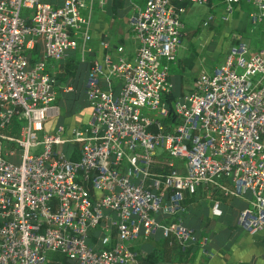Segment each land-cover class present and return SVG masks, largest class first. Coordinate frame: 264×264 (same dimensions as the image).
Listing matches in <instances>:
<instances>
[{
    "label": "built area",
    "instance_id": "1",
    "mask_svg": "<svg viewBox=\"0 0 264 264\" xmlns=\"http://www.w3.org/2000/svg\"><path fill=\"white\" fill-rule=\"evenodd\" d=\"M106 1L0 0V129L13 118L21 122L17 137L0 135V148L5 141L19 152L18 164L0 153V264H44L48 253L72 264H138L126 244L156 231L181 250L197 243L210 257L208 240H196L181 222L183 192L200 186L233 198L249 194L237 225L249 234L264 230V50L249 55L243 43L230 47L219 67L197 76L192 92L170 99L168 65L183 28L175 3L210 0H145L128 20L134 56L111 64L105 57L89 68L87 123L69 137L60 127L43 132L53 109L46 64L70 51L81 58L91 52L92 12ZM217 1L223 21L241 1L251 6V24L264 20V0ZM38 44L42 57L31 61ZM65 143L79 145L77 161L57 151ZM210 211L220 214L216 204ZM157 215L173 221L160 224ZM110 227L112 244L87 245L95 228L109 242Z\"/></svg>",
    "mask_w": 264,
    "mask_h": 264
},
{
    "label": "crops",
    "instance_id": "2",
    "mask_svg": "<svg viewBox=\"0 0 264 264\" xmlns=\"http://www.w3.org/2000/svg\"><path fill=\"white\" fill-rule=\"evenodd\" d=\"M57 3L59 4L61 1L52 2V4ZM210 4L211 0L205 5L211 7ZM191 5L193 4L188 2L175 3V6L183 9V13L180 16L181 23H183L182 15L185 9ZM110 6L111 0H107L103 11H98L99 14L95 17L96 19L92 20L91 18V39L88 42V47L91 48L90 53L84 54L82 58L79 56V60H77L74 55L71 56L72 51H70L59 62H47L46 71L53 80V101L51 103L53 109L43 124L44 133H53L60 127L62 128V134L65 137H69V132L72 128L82 127L87 123L90 109L85 101L83 90L87 73L93 61L100 63L107 57L111 64L119 58L129 60L134 56L136 42L132 38L128 27L126 29V32L127 30L128 32L121 35L119 28L117 29V27L105 22V17L113 13ZM239 8L240 6H237L235 9L239 10ZM222 16L223 12L220 17L221 22L227 23L229 16L226 18V22L222 20ZM211 21L212 17H207L204 24H209ZM184 29L183 27L181 38L189 36V41H192L195 38L194 31L185 33ZM209 38L211 37L206 36V39L201 38L198 41L199 46L196 45V49L191 46H184L181 42L179 43L175 61L172 64V71L168 73V81L171 85L170 99L193 91L195 79L199 74L204 73L196 71L198 69L197 66L200 65V60L201 62L204 60L202 59L203 57H199V54L205 49L204 43H208ZM194 49L197 53L196 57ZM30 53L31 61L40 59L42 57L41 46L38 44ZM66 64L67 67L65 66ZM80 68L82 75H79ZM114 86L117 88L116 83H114ZM74 88L80 91L79 94H81L87 105L85 108L88 110L87 120L83 125H79L83 120L81 115L70 114V109L73 105H70L71 100L68 98V95L75 92ZM20 124L21 122L16 118L11 119L5 127L0 129V135L17 137ZM11 145L2 141L0 148L1 156L9 161L15 156V150ZM65 146L66 149L63 152V147ZM57 148L67 159L71 161L78 160V144L65 143ZM8 151L13 152V155H8ZM182 197V206L185 210L181 220L183 227L191 230L196 240L206 238L208 243L205 249L212 256L206 257L202 255L197 243L190 244L187 248L181 250L177 241L172 236L163 237L160 231H156L145 240L138 238L126 244L130 251L136 253L138 264H264V230L249 234L243 231L236 221L239 212L248 207L249 194H245L241 199L233 198L223 196L215 187L209 186L205 188L200 186L196 188L193 194L183 192ZM213 204H216L217 209L220 211L218 216L211 214L210 210ZM155 220L160 224L167 225L173 221V218L157 215L155 216ZM106 236L98 228L92 233L93 242L87 240V245L92 249H100L107 244H112L116 239L115 230L110 227L109 242L103 244L102 240ZM55 254L51 253L48 259H45L44 264L46 262L47 264H59V257Z\"/></svg>",
    "mask_w": 264,
    "mask_h": 264
},
{
    "label": "rangeland",
    "instance_id": "3",
    "mask_svg": "<svg viewBox=\"0 0 264 264\" xmlns=\"http://www.w3.org/2000/svg\"><path fill=\"white\" fill-rule=\"evenodd\" d=\"M43 3L52 4L53 1L61 0H41ZM144 6L143 0H124L119 3L115 8V12L108 14L109 17H105V22L109 25H113L119 28L120 34H126V29L128 27V20L132 14L136 12L137 9H141ZM211 7L208 5H197L193 4L189 8L185 9L184 14L182 15L183 27L185 28V33L194 31L195 38L192 41H189V36L182 37L180 42L184 46H191L196 49L198 41L201 38L206 39V36H210L209 42L204 43L205 49L200 52L199 57L204 59L202 62L200 60V65L197 66L196 72H204L206 74H211V72L221 65L224 60L227 50L232 46H237L238 43H243L248 50V54L252 55L258 51L264 50V20L257 24H251L247 19V15L251 12V6L241 1L238 6L239 10L235 8L237 5L232 6V14L229 16L227 23H223L220 20L221 14L223 12L224 5L219 3L217 0H211ZM104 8H101L103 11ZM99 9L94 8L92 12V20L96 19L98 16ZM238 11V12H237ZM107 12V9H106ZM234 12V13H233ZM20 14L23 17L29 18L31 16V11L21 9ZM112 17V18H110ZM212 17V21L209 24H204L205 18ZM113 24H112V23ZM210 22V21H209ZM226 22V21H225ZM189 35V34H188ZM190 42V44H189ZM199 48V47H198ZM194 49V55L197 56V53ZM31 55V53H29ZM75 56L79 60V55L77 51H72L71 56ZM55 63V62H53ZM172 64L168 65V73L172 71ZM82 75L81 68L79 70V75ZM75 92L68 95V98L71 100L70 105H73L70 109L71 115H81L82 123L79 125L85 124L87 120L88 110L83 97L81 96L80 87L74 88ZM65 111V109L63 108ZM81 113V114H80ZM141 113L147 115L149 118H154L161 121L160 117L157 114V111H146V108L141 109ZM12 147L15 150V156L10 159V162L13 164L19 163V152L17 151L16 146L11 143ZM66 146L63 147V152H65ZM58 151V148H57ZM51 255L48 253L46 258ZM58 255V254H56ZM60 256V255H59ZM47 264V262H46Z\"/></svg>",
    "mask_w": 264,
    "mask_h": 264
},
{
    "label": "trees",
    "instance_id": "4",
    "mask_svg": "<svg viewBox=\"0 0 264 264\" xmlns=\"http://www.w3.org/2000/svg\"><path fill=\"white\" fill-rule=\"evenodd\" d=\"M121 2H123V1H119V0H111V6H110V9H111V11L114 13L115 12V8L117 7V5L119 4V3H121ZM66 67H67V64L65 65ZM14 127H15V125H14ZM96 229H98V228H95V229H93V230H91V231H89L88 232V240H91V242H93V237H92V233L94 232V231H96ZM166 240H167V238H166ZM89 243H90V241H89ZM56 255V254H55ZM56 256H58L59 257V264H72L70 261H68L66 258H64L63 256H59V255H56Z\"/></svg>",
    "mask_w": 264,
    "mask_h": 264
}]
</instances>
